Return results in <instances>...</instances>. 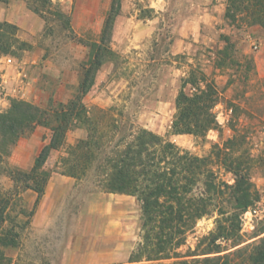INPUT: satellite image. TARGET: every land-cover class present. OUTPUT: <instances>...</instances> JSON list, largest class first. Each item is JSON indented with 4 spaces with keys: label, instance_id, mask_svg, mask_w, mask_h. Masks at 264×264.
<instances>
[{
    "label": "rangeland",
    "instance_id": "obj_1",
    "mask_svg": "<svg viewBox=\"0 0 264 264\" xmlns=\"http://www.w3.org/2000/svg\"><path fill=\"white\" fill-rule=\"evenodd\" d=\"M111 1L0 0V9L11 7L19 17L25 12L24 29L15 26L16 37L28 45L12 55L0 52V113L12 101L45 108L50 99L65 103L72 98L89 52L85 45L99 39ZM225 4L226 0H122L110 45L120 60L98 71L83 102L87 107L125 106L137 125L198 157L213 160V145L240 136L241 152L251 160V181L259 193V201L245 212L242 247L264 236L254 238L264 225V35L229 26ZM222 36L229 37L235 51L219 66L217 51L225 46ZM191 69H200L220 93L214 108L218 129L203 139L171 133L175 99ZM50 135L48 129L36 127L0 162V197L18 194L5 212L10 221L6 225L17 234L19 248L13 257L20 254L25 264H176L181 260L129 263L140 241L139 204L130 196L102 192L91 177L76 181L53 172L29 216L36 195L23 191L11 175L30 170ZM82 136L84 131L73 130L66 142L72 144ZM61 154L52 152L45 169H53ZM212 169L220 180L234 183L219 164L213 162ZM216 218L213 213L198 221L177 252L184 256L195 250L214 231Z\"/></svg>",
    "mask_w": 264,
    "mask_h": 264
},
{
    "label": "trees",
    "instance_id": "obj_2",
    "mask_svg": "<svg viewBox=\"0 0 264 264\" xmlns=\"http://www.w3.org/2000/svg\"><path fill=\"white\" fill-rule=\"evenodd\" d=\"M122 0H112L99 39L86 44L87 58L81 63L77 89L67 102L49 100L45 107L12 101L0 113V162L9 156L18 140L38 126L51 133L28 172L11 175L22 190L36 195V205L44 195L53 172L82 181L91 177L104 193L133 197L140 207V241L129 263L181 259L176 264H264V236L244 243L241 235L243 214L259 201L251 181V160L244 157V141L238 135L212 147L210 157H198L171 141L132 121L125 106L87 107L83 99L94 86L98 71L107 63L117 64L120 55L111 48L115 20ZM40 14L37 9L33 10ZM224 20L239 31L264 35V0H226ZM17 28L0 22V52L15 54L28 48L16 37ZM225 46L217 51L220 62L235 51V44L222 36ZM220 100L216 83L200 69H191L181 80L171 123L173 135L205 138L218 129L214 108ZM84 136L67 144L69 132ZM61 151L53 169H45L52 152ZM245 153V151H244ZM217 163L231 174L234 183L219 179L212 169ZM18 195V194H17ZM0 197V264H25L20 254L13 257L17 234L6 224V211L17 196ZM216 213L215 229L203 237L196 249L181 256L187 235L198 221ZM264 235V225L254 238Z\"/></svg>",
    "mask_w": 264,
    "mask_h": 264
},
{
    "label": "crops",
    "instance_id": "obj_3",
    "mask_svg": "<svg viewBox=\"0 0 264 264\" xmlns=\"http://www.w3.org/2000/svg\"><path fill=\"white\" fill-rule=\"evenodd\" d=\"M15 15H16L15 9H12L11 7H9L8 9L1 8L0 9V22L6 21L11 24L17 25L20 29H24V26H23L25 24L24 18L26 16L25 12H22V14L20 12V17L15 16ZM79 131H81V133L83 132L82 130H79Z\"/></svg>",
    "mask_w": 264,
    "mask_h": 264
},
{
    "label": "built area",
    "instance_id": "obj_4",
    "mask_svg": "<svg viewBox=\"0 0 264 264\" xmlns=\"http://www.w3.org/2000/svg\"><path fill=\"white\" fill-rule=\"evenodd\" d=\"M56 1L63 2V1H65V0H56ZM0 95H1V90H0ZM248 210H249V209H248ZM248 212H249V211H248ZM248 212H247V213H248ZM250 212H251V211H250ZM252 212H253V214H256V210H255V209H253ZM247 213H244V214H243L242 222L244 221V217H245V215H246Z\"/></svg>",
    "mask_w": 264,
    "mask_h": 264
}]
</instances>
